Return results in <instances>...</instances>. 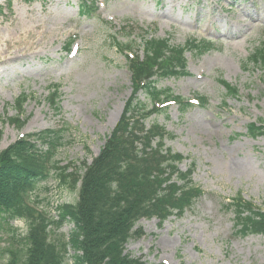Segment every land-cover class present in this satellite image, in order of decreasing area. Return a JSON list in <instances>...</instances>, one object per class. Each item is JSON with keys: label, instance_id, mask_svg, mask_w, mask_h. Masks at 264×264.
Here are the masks:
<instances>
[{"label": "rangeland", "instance_id": "obj_1", "mask_svg": "<svg viewBox=\"0 0 264 264\" xmlns=\"http://www.w3.org/2000/svg\"><path fill=\"white\" fill-rule=\"evenodd\" d=\"M96 1L86 15L78 11L79 0H0V35L35 25L43 32L34 53L0 65V152L30 134L62 130L55 160L82 174V162L91 164L99 154L133 92L115 42L131 44L142 56L145 36L181 47L190 40L203 52L187 48L186 75L160 79L157 86L206 101L184 111L171 104L145 118L144 126L157 124L171 134L165 148L182 154L181 171L193 166L192 182L204 194L161 224L138 220L133 229L141 234L127 241L125 253L144 264H264V236L236 234L228 205L239 196L264 211V136L246 131L248 123L264 121V65L245 64L264 42V0ZM221 80L236 86L237 95L227 94ZM53 84H59L58 111L46 100ZM22 94L27 99L18 112ZM137 98L151 107L143 92ZM67 182H57L52 172L30 199L56 219L58 206L78 197L79 183L73 188L71 177ZM26 230L24 221L0 214V264L9 258L7 248L23 247L19 238ZM72 230L65 222L52 227L49 238L67 241ZM73 253L67 247L64 264Z\"/></svg>", "mask_w": 264, "mask_h": 264}, {"label": "trees", "instance_id": "obj_2", "mask_svg": "<svg viewBox=\"0 0 264 264\" xmlns=\"http://www.w3.org/2000/svg\"><path fill=\"white\" fill-rule=\"evenodd\" d=\"M95 3L79 0L78 11L90 15ZM115 43L124 52L133 92L99 154L91 164L82 162V174L80 168L68 172L69 165L59 166L55 160L62 130L30 134L0 152V214L6 221L20 219L27 225L19 238L23 247L7 248L9 258L3 264H64L67 247L74 251L71 264H144L125 253L127 241L141 234L133 229L136 222L147 217L161 224L171 215L183 214L204 194L192 182L193 166L181 171L182 154L165 148L164 139L171 134L157 124L144 126L145 118L164 111L162 105L167 102H174L181 111L190 107L191 103L169 88H159L157 82L186 75L185 50L197 46L202 53L201 47L190 40L181 47L171 45L167 37L145 36L140 57L131 44ZM245 64L264 65V42L249 54ZM221 83L227 94L237 95L234 85L224 80ZM139 92L149 99L150 109L138 100ZM59 97V84H53L46 100L56 111ZM26 99L25 94L16 99L18 112ZM10 119L20 126L17 118ZM246 131L252 138L264 136V121L248 123ZM52 172L61 184L68 183L69 177L71 187L79 183L77 200L58 206L56 219L37 206L39 200L30 199L35 186L50 179ZM228 205L234 213L236 234L264 236V211L260 207L239 196ZM65 222L73 224L67 241H51L50 229Z\"/></svg>", "mask_w": 264, "mask_h": 264}, {"label": "bare ground", "instance_id": "obj_3", "mask_svg": "<svg viewBox=\"0 0 264 264\" xmlns=\"http://www.w3.org/2000/svg\"><path fill=\"white\" fill-rule=\"evenodd\" d=\"M39 29L40 27L35 25L34 27H25L20 32H14L12 35H0V44L3 45V48L0 49V65L9 63V61L13 62L19 57L34 53L36 51L35 47L39 44L37 37H40L43 33ZM12 46L14 47V51H10ZM120 112L121 109L119 108Z\"/></svg>", "mask_w": 264, "mask_h": 264}]
</instances>
